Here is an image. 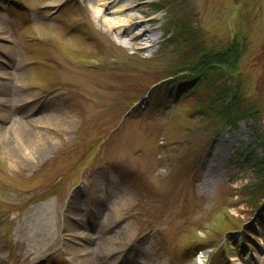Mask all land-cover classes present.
I'll return each mask as SVG.
<instances>
[{
  "label": "rangeland",
  "instance_id": "374dc122",
  "mask_svg": "<svg viewBox=\"0 0 264 264\" xmlns=\"http://www.w3.org/2000/svg\"><path fill=\"white\" fill-rule=\"evenodd\" d=\"M83 1L0 0V96L11 86L22 95L16 105L0 102V264L54 246L68 199L97 208L83 222L93 249L117 242L100 263L197 264L205 253L206 264H264V186L256 189L238 164L255 147L249 122L215 135L222 123L195 113L209 95L198 81L169 99L177 81L168 79L197 56L183 38L162 45L178 17L201 29L205 48L235 41L244 50L236 72L264 103V0H180L165 9L159 0H126L141 3L139 18H154L152 46L129 36L121 44ZM111 5L107 16L115 17ZM141 100L145 109L126 114ZM22 130L31 148L44 146L14 152ZM243 230L259 243L250 236L244 244Z\"/></svg>",
  "mask_w": 264,
  "mask_h": 264
},
{
  "label": "trees",
  "instance_id": "16d2710c",
  "mask_svg": "<svg viewBox=\"0 0 264 264\" xmlns=\"http://www.w3.org/2000/svg\"><path fill=\"white\" fill-rule=\"evenodd\" d=\"M179 1L164 0L163 3L179 6L182 3ZM177 26L178 34L171 35L166 42H174L183 38L189 46H192L197 59L193 64L183 62V68L178 69L182 72L175 77L177 82L172 89L170 88V91L174 93V97H178L195 81L199 84L204 83L208 87L209 95L206 97L205 94L200 93L195 113L200 115L201 120L213 118L217 122L220 121L222 124L217 128L218 132L228 125L236 127L242 119L249 122V128L254 134L255 147L238 164L243 169L249 170L250 175L256 179L257 185L254 186L256 189L263 187L264 121L262 117L264 114L262 111L264 103L256 99L259 97L258 94L250 93L249 87L240 80V73L236 72L238 70L236 63L243 55V47L241 48L235 41H232L223 50L214 49L208 44L205 48L202 44L203 38L200 36L201 29L191 26L185 17L177 18ZM175 78L170 81H174ZM199 84L193 87V93H197ZM260 127L261 132H259Z\"/></svg>",
  "mask_w": 264,
  "mask_h": 264
},
{
  "label": "bare ground",
  "instance_id": "6f19581e",
  "mask_svg": "<svg viewBox=\"0 0 264 264\" xmlns=\"http://www.w3.org/2000/svg\"><path fill=\"white\" fill-rule=\"evenodd\" d=\"M55 1L61 2L62 0H55ZM109 4L110 5L112 4L111 7L118 14L117 16L115 17L107 16ZM140 4L141 3H130V2H127L126 0H91L90 1V7H91V10L93 11L95 18L103 21L104 24L109 27L111 32H112L111 28L115 30L118 33V38L121 43H123L126 40V36H129L132 39L138 38V39H145L147 41L154 42L155 38L151 34H149L150 30L145 29L143 32L139 31V27L145 26V23L148 20L147 18H139L138 16L135 15L134 10L137 8H140ZM10 51L11 50L9 49V52ZM6 64H8V66L12 68L14 66H17V64L13 63L12 57L7 58ZM0 77H6V73L1 72ZM18 81H22L21 77H20V80ZM1 93L2 95L0 96V102L9 103L12 105L14 104L16 105V103L20 101L19 98L22 97V95L18 91L16 92L12 90V86L9 88L6 87L4 89L1 88ZM3 116L4 118H6V120L7 119L10 120V118L13 117L12 115L9 116L7 112H5ZM16 122L17 121H14L11 124L12 127L16 124ZM14 131H15V126H14ZM23 135H24V131L21 132V134H19L18 144L13 146V148H19V149H15L14 152L20 151L22 149L24 151H28V150L36 151V150H40L44 146L43 144L38 143L37 146H35L34 148H31L29 143H31L32 141L27 140L28 135H25V136ZM72 208L76 209L78 213L82 211L80 207L76 208L74 204ZM71 215L75 217L76 219H80V216L77 215L76 213L71 214ZM82 227H85L83 223H81L80 225L73 223L70 225L69 231L66 232V235L70 236L69 240L71 243L69 244V246H70L71 256L75 258V261L78 264H81L82 261H87L88 264H97L96 261H98V258L101 255H105L107 252H109V250H106L105 247L109 243L111 244V243H117V242L107 240V242L101 244L102 247L100 249H93L91 243L89 242L93 241L94 235L89 230H85ZM78 245H83L82 248H84V250L80 249L81 247H79ZM111 246L113 247L112 248L113 250L118 249L117 246L113 244H111ZM204 257H205L204 255H201L197 263H201L204 260Z\"/></svg>",
  "mask_w": 264,
  "mask_h": 264
}]
</instances>
